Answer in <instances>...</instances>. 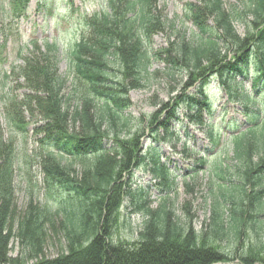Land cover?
Instances as JSON below:
<instances>
[{
  "label": "trees",
  "instance_id": "obj_1",
  "mask_svg": "<svg viewBox=\"0 0 264 264\" xmlns=\"http://www.w3.org/2000/svg\"><path fill=\"white\" fill-rule=\"evenodd\" d=\"M9 2L12 13L20 18L30 0ZM240 2L230 7L222 0H199L202 7L199 11L195 6L192 21L197 36L190 40L182 35L180 43L163 51L168 70L186 73V88L195 87V92H179L172 98L173 105L163 109V120L157 112L149 124L156 137V127L160 126L167 139L174 138L170 127L181 122L182 112L207 107L209 96L205 91L214 80L226 91L227 104L239 105L248 119L235 129L237 135L232 138L235 159L240 163L234 173L236 178L232 179L231 167L224 161L213 166V176L223 184H209L205 203L210 217L203 228L197 232L191 216L186 223L177 216L170 200L177 185L175 179L170 180L172 171L161 164L158 149L139 150L137 139L122 140L114 130L119 121L126 123L130 88L138 89L147 81L152 58L161 60L160 52L152 54L142 41L143 34L161 24L155 19L154 2L105 0L100 12L86 20L87 34L69 52L78 81L89 87L88 97L84 95L73 112L62 94L65 84L57 75L55 44L47 45L44 54L25 59L19 71L13 69V75L23 78L36 94H26L24 107L28 111L36 101L47 121L38 130L45 137L39 144L52 149L41 159L43 175L68 197L71 211L64 210L66 218L60 223L59 211L53 213L33 202L23 212L18 211L12 166L15 152L3 142L0 129V264H264V0ZM207 17L215 31L206 25ZM236 22L246 28L243 39L235 31ZM112 58H119L133 86L111 78ZM8 104L9 121L25 131L17 103L11 100ZM212 110L213 104L208 106V115L213 116ZM198 122L216 146L218 132L214 125L205 124L201 116ZM111 141L114 147L107 150ZM90 155L102 157L93 169H85L79 180L74 169L61 164L63 156L82 159ZM147 159L155 179L163 180L166 192H161L164 197L154 212L143 199L145 191L140 192L133 204L149 218L143 222L136 241L115 242L113 229L118 222L120 198L116 181L125 173L130 176L133 168H139ZM204 159L188 171L191 178L207 169ZM57 233H61L65 246L57 257L47 258L48 240ZM226 244L229 249H225Z\"/></svg>",
  "mask_w": 264,
  "mask_h": 264
},
{
  "label": "rangeland",
  "instance_id": "obj_2",
  "mask_svg": "<svg viewBox=\"0 0 264 264\" xmlns=\"http://www.w3.org/2000/svg\"><path fill=\"white\" fill-rule=\"evenodd\" d=\"M152 1L155 19L161 24L154 20L153 23L158 24L148 30L147 34L142 35V41L152 54L159 51L161 60L152 58L147 81L142 82V86L138 89L130 88L131 107L125 113L126 123L119 121L114 130L122 140L137 139L139 150L143 149L146 152L152 147L158 149L161 164L168 166V169L172 171L170 180L175 179L174 182L177 185L175 192L170 194V200L176 206L177 216L180 217L181 223H186L191 216L192 227L199 232L210 217L208 204L205 203L210 192L209 184L216 186L223 184L213 176L211 172L213 166L219 164L220 160L224 161L226 166L231 167L229 174L232 175V179L236 178L234 173L240 163L234 155L232 138L237 133L233 131L248 119L240 112L239 105L227 104V93H224L219 82L214 80L209 89L212 94L209 100L210 104H213V116L206 115L205 109H198L193 113L185 110L179 115L183 125L174 123L175 125L170 127L175 133L174 138L167 139L166 132L164 133L160 126L156 127L159 136L152 134L149 124L155 113H161L160 119L163 120L166 113L162 111L173 105V97L187 89L191 93L195 92V87L186 88L189 82L186 73L180 71L171 73L168 70L164 63L163 51L169 49L173 43H180L185 34L190 40L197 36L196 24L192 22L194 9L196 6L200 11L202 7L199 0ZM222 1L230 7L241 3L240 0ZM104 4L105 0H30L23 16L17 18L12 13L9 0L8 2L0 0V46H2L0 49V129L3 142L15 152L12 166L15 175V202L20 213L30 202H33L34 205L50 208L53 213L59 211L57 222L60 223L66 218L64 210L71 211V204L68 197L62 195L55 184L48 183L43 175L41 159L45 154L51 153L52 149L39 144L45 137L38 130L45 126L47 121L43 119L36 101L32 103L28 111L24 107L28 100L27 95L35 96L36 94L29 89L23 78L13 75V69L19 71V68L25 66V59L44 54L47 51V45L55 44L57 75L65 84L62 94L70 106L69 111L73 112L80 105V99L84 95L88 97L89 87L83 86L78 81L75 66L69 59V52L74 43L87 34L86 20L100 12ZM206 20L210 31H215L213 22L208 17ZM234 27L236 33L243 39L246 30L244 24L236 22ZM32 41L36 43L33 44ZM224 52L225 49H223ZM231 57L232 55L229 56ZM110 61L111 78L118 83H126L127 87L133 86L132 79L124 75L119 58H112ZM232 87L235 89V85ZM11 100L20 108L25 121V131H20L9 121L6 112ZM95 102L102 105L99 101ZM201 115L205 118V124L211 123L214 125L215 132H218L216 146L212 145L208 139L207 129L198 125ZM186 134L190 137L187 138ZM113 147L114 143L111 141L108 143L107 150ZM211 148L213 152L207 153V150ZM199 152L205 156V159ZM101 157L90 155L81 159L63 156L61 164L74 169L76 171L74 176L79 180L82 178V172L85 169H93L96 161ZM202 159L207 161V169H204L197 177L191 178L188 171L194 169L192 166L199 165ZM151 169V161L147 159L139 168H133L130 176L125 173L121 180L116 181L120 187V198L117 211L118 222L113 229L115 242L136 241L143 222L149 218L144 211L138 210L133 204L140 192L145 191L146 196H143V199L149 210L154 212L161 204L160 199L164 195L160 194L166 192V189L162 186L163 180L155 179ZM60 234H51L45 251L47 258H55L63 250L65 242ZM224 246L225 249L230 247L227 244ZM12 254L16 255L15 252Z\"/></svg>",
  "mask_w": 264,
  "mask_h": 264
}]
</instances>
